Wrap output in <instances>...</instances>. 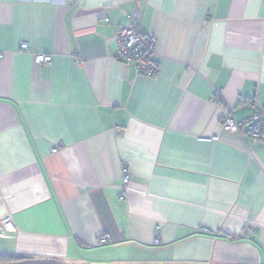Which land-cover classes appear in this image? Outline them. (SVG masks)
Masks as SVG:
<instances>
[{
    "label": "crops",
    "instance_id": "crops-1",
    "mask_svg": "<svg viewBox=\"0 0 264 264\" xmlns=\"http://www.w3.org/2000/svg\"><path fill=\"white\" fill-rule=\"evenodd\" d=\"M135 7L0 0V257L264 264V142L221 128L264 108V0H142L154 79L117 60Z\"/></svg>",
    "mask_w": 264,
    "mask_h": 264
},
{
    "label": "built area",
    "instance_id": "built-area-1",
    "mask_svg": "<svg viewBox=\"0 0 264 264\" xmlns=\"http://www.w3.org/2000/svg\"><path fill=\"white\" fill-rule=\"evenodd\" d=\"M141 2L142 0H136L134 12L127 16L128 25L121 28L115 37L118 46L117 60L126 66H131L138 77L154 79L159 72V66L155 60L156 41L153 36L144 35L140 30ZM29 49L28 44L21 45V50L28 52ZM35 62L39 65H48L51 64L52 57L37 55L35 56ZM226 106L229 108L228 105ZM221 128L224 132L235 130L251 140L264 142V108L256 110L253 116L245 121H237L232 117L226 118L222 121ZM130 181V176L126 174L124 183L128 185ZM15 232L10 217L0 221V238L7 237L10 233ZM106 242V239H102L99 244Z\"/></svg>",
    "mask_w": 264,
    "mask_h": 264
},
{
    "label": "water",
    "instance_id": "water-1",
    "mask_svg": "<svg viewBox=\"0 0 264 264\" xmlns=\"http://www.w3.org/2000/svg\"><path fill=\"white\" fill-rule=\"evenodd\" d=\"M0 264H69L63 263L56 260H21L13 263H1Z\"/></svg>",
    "mask_w": 264,
    "mask_h": 264
},
{
    "label": "trees",
    "instance_id": "trees-1",
    "mask_svg": "<svg viewBox=\"0 0 264 264\" xmlns=\"http://www.w3.org/2000/svg\"><path fill=\"white\" fill-rule=\"evenodd\" d=\"M21 260H23V258H19L15 256L0 257L1 263H13V262L21 261Z\"/></svg>",
    "mask_w": 264,
    "mask_h": 264
}]
</instances>
